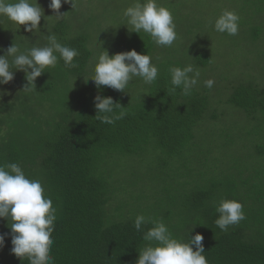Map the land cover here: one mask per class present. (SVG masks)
Segmentation results:
<instances>
[{
	"label": "trees",
	"instance_id": "obj_1",
	"mask_svg": "<svg viewBox=\"0 0 264 264\" xmlns=\"http://www.w3.org/2000/svg\"><path fill=\"white\" fill-rule=\"evenodd\" d=\"M241 1L264 13V0ZM89 2L77 0L73 10L62 0L63 19L41 21L49 26L46 31L30 34L18 24L11 29L0 16V48L12 43L22 51L45 46L48 35L55 34L79 53L75 67L59 60L46 68L30 92L23 91L27 81L20 71L0 85L5 93L0 96V166L18 164L28 179L41 181L45 196L52 199L57 217L50 250L54 264H135L153 220H162L184 242L202 235L208 264H264V83H228L225 103L241 110L251 127L242 136L231 129L218 133L216 144L201 132L205 123L224 120L212 104V87L198 80L190 95L180 88L172 91L169 68L188 65L186 56L159 50L143 31L105 50L110 56L133 49L150 55L159 69L156 81L146 84L134 77L125 92L107 86L98 90L87 75L95 60ZM72 13L77 18L70 21ZM259 33L253 36L255 45L264 42V31ZM192 57L190 63L202 69L212 60L206 46ZM98 94L125 107L124 118L114 124L95 119ZM247 136L254 139L250 145L244 141ZM237 143L245 154L233 159L232 173H218L213 155ZM125 158L139 166L150 164L144 171L127 164L121 176L119 162ZM222 198L240 202L246 217L227 231L214 223ZM138 215L149 221L140 231L134 226ZM10 226L11 221L0 219V235L6 237L0 264H29L12 254Z\"/></svg>",
	"mask_w": 264,
	"mask_h": 264
},
{
	"label": "clouds",
	"instance_id": "obj_2",
	"mask_svg": "<svg viewBox=\"0 0 264 264\" xmlns=\"http://www.w3.org/2000/svg\"><path fill=\"white\" fill-rule=\"evenodd\" d=\"M72 9L77 7V0H63ZM49 9L55 13L57 21L67 14L61 13L62 0H49ZM0 16L24 26V31L33 33L40 29L44 10L38 0H0ZM127 23L133 32L147 33L157 46L171 47L177 39L176 25L172 12L158 5L157 0H140L124 10ZM240 17L234 11L225 10L214 22V30L235 36L239 31ZM45 46H32L21 50V46L12 43L6 50L0 48V85H7L14 80L15 72L25 74L27 83L24 92L32 91L35 81L45 73L48 67H55L63 60L65 67H75L73 63L79 53L75 48L61 44L55 34H49ZM172 91L177 88L183 95H190L197 85L200 71L192 64L184 67H170ZM159 69L152 63L148 54L137 51L109 55L102 49L97 57L92 80L99 90L101 86L125 92L130 81L139 77L146 84H152L158 77ZM205 86L211 88L214 80H206ZM5 93L0 92V96ZM94 106L97 110L95 119L104 124H114L125 116L119 103L111 97L96 95ZM117 109H120L117 112ZM218 218L214 221L221 231H227L230 225L244 220L243 205L235 199L222 198L215 207ZM56 209L53 201L44 194L40 180H30L16 163L0 166V219L11 221V252L16 257L27 258L29 264H54L50 255L53 244L52 233L56 220ZM144 215H138L134 226L137 231L148 223ZM153 226L143 236L147 243L138 252L135 264H208L203 236L195 234L187 242L174 238L172 232L162 220L151 221ZM9 226V225H8ZM5 235H0V248L4 246ZM195 246V251L193 250Z\"/></svg>",
	"mask_w": 264,
	"mask_h": 264
},
{
	"label": "rangeland",
	"instance_id": "obj_3",
	"mask_svg": "<svg viewBox=\"0 0 264 264\" xmlns=\"http://www.w3.org/2000/svg\"><path fill=\"white\" fill-rule=\"evenodd\" d=\"M89 2V12L94 15L93 22H90L88 31L91 30L92 39L91 48L94 52L93 62L87 69L89 78L94 74V67L98 55L105 47L115 46L123 43L128 35L133 34V28L127 23V18L124 16V10L132 6L136 0H84ZM15 2V0H12ZM143 3V0H140ZM39 5L44 10V18L41 21L52 23L56 20L49 7V0H38ZM158 5L168 8L173 15L176 25L177 39L171 47L160 46L159 50L169 49L172 54L182 56L187 59V63L191 64L192 53L194 50L201 47H208L211 53V63L206 68H198L200 71L199 82L204 84L206 80H214L212 86L213 100L212 104L215 109L221 111L220 115L224 116V120L218 122L205 123L203 125L202 135L204 139L211 138L213 143L219 142L218 133L231 129L240 136L243 132L251 127L247 122L243 112L236 107L226 104L225 99L228 95V83L252 81L258 85L264 83V42L253 44V36L255 31L263 33L264 13L257 14L255 7L246 4L241 0H157ZM234 11L240 17L239 31L235 36H230L226 33H218L214 30L215 19L222 14L223 11ZM60 12H63L61 7ZM70 21L76 19L75 14H69ZM89 16H91L89 14ZM85 20H88V17ZM254 16H257L254 18ZM259 22L261 25H253ZM5 25L11 27L16 26L9 19L5 21ZM77 23L72 26L74 28ZM258 26V27H257ZM24 31V26H18ZM40 31L49 26L43 27L40 24ZM87 29V23L84 25ZM38 30V31H39ZM34 33V32H33ZM259 33V34H260ZM27 34H30L27 32ZM103 39V40H102ZM190 56V60L188 59ZM189 60V62H188ZM239 80V81H237ZM205 85V84H204ZM197 86V85H196ZM210 94V93H209ZM239 136H237L238 138ZM250 145L254 141L252 138L244 140ZM243 145L239 143L233 146V149L227 152H215L216 171L224 170L225 173H232L230 168L234 166L233 159L237 156L245 154ZM121 176L128 170V165H133L135 168L147 170L149 162H143L139 165L132 163L129 158L120 160ZM128 164V165H127Z\"/></svg>",
	"mask_w": 264,
	"mask_h": 264
}]
</instances>
